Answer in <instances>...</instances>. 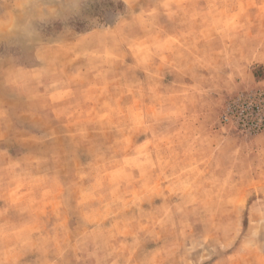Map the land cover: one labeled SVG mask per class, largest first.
Segmentation results:
<instances>
[{
  "label": "rangeland",
  "instance_id": "obj_1",
  "mask_svg": "<svg viewBox=\"0 0 264 264\" xmlns=\"http://www.w3.org/2000/svg\"><path fill=\"white\" fill-rule=\"evenodd\" d=\"M0 264H264V0H0Z\"/></svg>",
  "mask_w": 264,
  "mask_h": 264
},
{
  "label": "clouds",
  "instance_id": "obj_2",
  "mask_svg": "<svg viewBox=\"0 0 264 264\" xmlns=\"http://www.w3.org/2000/svg\"><path fill=\"white\" fill-rule=\"evenodd\" d=\"M59 3L61 5H64V6H68V5H71L73 3V0H59ZM51 7L56 8L57 11H59V8L57 7L56 4L51 5Z\"/></svg>",
  "mask_w": 264,
  "mask_h": 264
}]
</instances>
